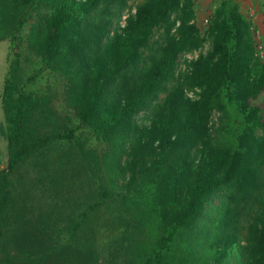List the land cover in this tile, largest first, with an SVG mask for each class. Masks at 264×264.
<instances>
[{
	"label": "trees",
	"instance_id": "16d2710c",
	"mask_svg": "<svg viewBox=\"0 0 264 264\" xmlns=\"http://www.w3.org/2000/svg\"><path fill=\"white\" fill-rule=\"evenodd\" d=\"M196 13L0 0V264H264V59L237 0L204 33ZM32 60L53 93L28 91Z\"/></svg>",
	"mask_w": 264,
	"mask_h": 264
},
{
	"label": "rangeland",
	"instance_id": "374dc122",
	"mask_svg": "<svg viewBox=\"0 0 264 264\" xmlns=\"http://www.w3.org/2000/svg\"><path fill=\"white\" fill-rule=\"evenodd\" d=\"M194 1H195V5H196V12H197L196 13V15H197L196 22H197L198 26L200 27L202 33H204L206 31V27L202 24L204 17L209 12L210 7L213 4H216L218 7L221 0H194ZM237 1H238V4L240 6L242 13L249 20L248 11L250 8H253V7L251 5L246 4L242 0H237ZM135 3H136V1L131 2V5L135 4ZM257 19L258 18H256V22H253V23H254V25H256V27L259 28L261 23L259 21H257ZM260 35H261V33H260ZM259 41L263 44L262 35L260 36ZM9 47H10L9 41L0 42V97H1V92H2V88H3L4 78H5V75L7 72L6 57H7V54L9 52ZM208 48H209V43L207 42L203 46L202 51L205 52ZM196 56H197V52L190 53V54H182L180 56V59H179L180 66L183 68L184 62L186 60L193 59ZM22 75L25 79H27L29 76L36 75V77L34 78L32 83H30L28 85V87H27L28 91H31V92L36 93V94H47L49 92L53 93V91L55 89H57L56 82H55L54 78L47 71L42 69V67L40 65H38V63H36L35 61L33 62V60L29 63L26 61L22 63ZM56 104L59 108L60 103H56ZM215 116H217V115H215ZM213 121L214 122L216 121L215 117H214ZM5 132H6V123L4 121V116H3L2 109H1V100H0V168H3L6 164V161H7ZM81 138H85L86 143H92V142L95 143L94 139L88 133L82 134ZM28 168H29V165L27 166V168L20 170L19 173L16 175V177L21 178V180H20L21 184L27 185V184H29V181L33 179L34 174L30 173ZM30 169H31V165H30ZM17 186H18V191H22V187H20L19 185H17ZM85 190L88 191V188L86 187ZM32 193H33L34 197H36V199H37L38 191L34 190Z\"/></svg>",
	"mask_w": 264,
	"mask_h": 264
},
{
	"label": "built area",
	"instance_id": "2783aa9c",
	"mask_svg": "<svg viewBox=\"0 0 264 264\" xmlns=\"http://www.w3.org/2000/svg\"><path fill=\"white\" fill-rule=\"evenodd\" d=\"M217 9V5L213 4L210 9L209 12L206 14V16L204 17L202 24L207 27L211 18V15L214 13V11ZM125 18V17H124ZM248 18L252 23L251 29L254 32V38L256 41V56L259 59H264V45L259 41L260 38V33H261V29L256 27V25H254L253 22H256V16H255V11L253 9H249L248 11Z\"/></svg>",
	"mask_w": 264,
	"mask_h": 264
},
{
	"label": "crops",
	"instance_id": "0c3cea01",
	"mask_svg": "<svg viewBox=\"0 0 264 264\" xmlns=\"http://www.w3.org/2000/svg\"><path fill=\"white\" fill-rule=\"evenodd\" d=\"M246 4L251 5L254 11H255V16L257 21H259L260 24V29H261V35H262V41L264 45V0H242Z\"/></svg>",
	"mask_w": 264,
	"mask_h": 264
}]
</instances>
